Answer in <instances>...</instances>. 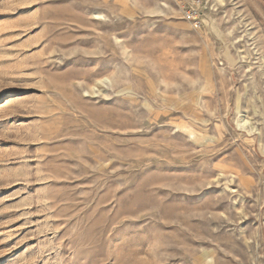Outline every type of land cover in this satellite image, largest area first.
Segmentation results:
<instances>
[{"label": "rangeland", "instance_id": "obj_1", "mask_svg": "<svg viewBox=\"0 0 264 264\" xmlns=\"http://www.w3.org/2000/svg\"><path fill=\"white\" fill-rule=\"evenodd\" d=\"M190 2L0 0V264H264V0Z\"/></svg>", "mask_w": 264, "mask_h": 264}, {"label": "built area", "instance_id": "obj_2", "mask_svg": "<svg viewBox=\"0 0 264 264\" xmlns=\"http://www.w3.org/2000/svg\"><path fill=\"white\" fill-rule=\"evenodd\" d=\"M203 0H191L184 9V17L190 21L195 28H201L203 24Z\"/></svg>", "mask_w": 264, "mask_h": 264}, {"label": "bare ground", "instance_id": "obj_3", "mask_svg": "<svg viewBox=\"0 0 264 264\" xmlns=\"http://www.w3.org/2000/svg\"><path fill=\"white\" fill-rule=\"evenodd\" d=\"M104 81V80H103Z\"/></svg>", "mask_w": 264, "mask_h": 264}]
</instances>
